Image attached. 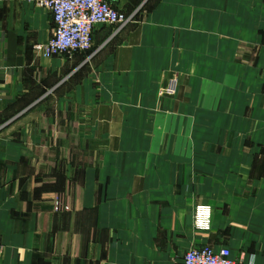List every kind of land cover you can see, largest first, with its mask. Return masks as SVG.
<instances>
[{"label": "crops", "instance_id": "0c3cea01", "mask_svg": "<svg viewBox=\"0 0 264 264\" xmlns=\"http://www.w3.org/2000/svg\"><path fill=\"white\" fill-rule=\"evenodd\" d=\"M106 1L135 19L117 33L95 26L86 53L44 57L34 46L53 33L50 12L35 0H0V264H181L194 244L264 264V28L253 60L239 61L235 44L251 43L246 14L262 0H227L223 9L205 0ZM220 31L235 40L224 43ZM192 34L190 49L212 48L195 78L192 151L187 142L179 153L87 151L104 138L70 130L106 129L103 114L124 112L126 92L141 95L120 76H147L146 64L155 73L158 49L172 62L179 41L187 66ZM147 45L152 57L143 60ZM111 76L118 85H106ZM196 204L212 207L209 231L193 227Z\"/></svg>", "mask_w": 264, "mask_h": 264}, {"label": "rangeland", "instance_id": "374dc122", "mask_svg": "<svg viewBox=\"0 0 264 264\" xmlns=\"http://www.w3.org/2000/svg\"><path fill=\"white\" fill-rule=\"evenodd\" d=\"M106 1V0H105ZM209 1V6L212 4L211 9L215 6L218 8V4L220 8L226 7L228 4L227 0H205ZM108 2V1H107ZM217 2H219L217 4ZM109 3V2H108ZM242 1H236V9H239V6ZM255 5H251L250 12L246 15H251V24H254L253 32H252V40L251 43L249 41H245L243 39H237L239 42L236 45V55H239V61L249 62L253 60L254 53L253 50L255 45V39L253 37L256 35V29L264 28V0L262 1H254ZM36 4V0H35ZM110 4V3H109ZM250 7L251 2H247ZM111 5V4H110ZM112 6V5H111ZM113 7V6H112ZM114 8V7H113ZM46 9V8H44ZM116 9V8H115ZM47 10V9H46ZM118 10V9H116ZM120 13L126 15L121 10H118ZM256 16V17H255ZM263 19L262 22L259 21ZM127 21L120 26H115L112 24H103L104 26H110L114 28V33L119 32L122 28H124L127 24H129L135 16L126 15ZM211 13H208L204 16V24L202 30V34L204 35V42L207 41L206 37L211 38L212 25L211 23ZM250 21V22H251ZM98 25V26H103ZM97 26V25H96ZM193 33V31H192ZM200 33V32H199ZM220 37L224 34L223 42L227 43V41H234L235 38L229 37V34H225L222 31L219 32ZM223 33V34H222ZM201 34V33H200ZM199 34V35H200ZM232 36V35H231ZM51 37V36H50ZM49 37V38H50ZM188 39V47L184 48L188 54L192 56L188 59L187 66L183 64V60H180V56L182 55V50L180 46V42L178 41L175 48L173 49V54L171 53V60L169 62V52H168V62L163 63V49L157 50V63H156V71L154 73V66H147L146 64V75L147 76H120L123 80L124 89H132L137 91V89H141V95H130V92H126L124 96L120 98L118 104H121V108L124 109L122 113H107L101 116L102 124L107 128L88 129L86 126V130L83 128L84 125L77 124L75 130H70L75 135L84 136V132L89 134L95 138V136H101L104 139L102 141L96 140L94 142L91 139V145L86 146V150L94 153V152H122V153H146V152H164L167 153H179L183 151L184 144L183 142H187L188 152H191L194 145L188 144L190 140H193L195 130H194V116H195V90H196V77H197V68L201 69V61L203 62L202 69L205 71L208 64L211 62V57L208 55L202 56V52L204 51L206 54L207 48L211 53L212 48L208 47L207 44H203L197 46V48H189L191 37L196 39L194 34L189 36ZM235 37V36H234ZM48 38V39H49ZM238 38V37H236ZM47 39V40H48ZM185 39V38H184ZM183 39V40H184ZM197 39H200L198 36ZM46 40V41H47ZM221 40V39H220ZM45 41V42H46ZM200 41V40H199ZM42 42V43H45ZM183 43V42H182ZM39 44V43H37ZM150 44V43H149ZM148 44V45H149ZM36 45V44H35ZM145 47L144 54L142 59L146 60L153 50H150L149 46ZM207 47V48H206ZM226 48V47H225ZM204 49V50H203ZM88 51L81 52H73L72 54H56L61 56H74L76 53H86ZM195 52L199 55L198 61L196 62ZM37 53V52H36ZM38 54V53H37ZM94 52H90L89 55L85 58H91ZM40 55V54H38ZM53 55V56H56ZM42 56V55H41ZM46 57V56H44ZM52 57V56H50ZM237 58V56H236ZM144 63V62H143ZM143 64H141L142 67ZM202 69L200 72H202ZM119 76H111L106 77L105 82L106 85L113 83V86L118 85L116 83L115 78H120ZM201 83V82H200ZM138 85L140 88H138ZM144 94V95H143ZM74 106H76V113L84 116L83 112H78V107H82L84 104L85 98L82 96H77L74 99ZM193 111V112H192ZM82 121H85L86 118H81ZM70 136H72L70 134ZM206 136L207 139L211 136V132L209 131ZM92 137V138H93ZM171 144L166 145L162 144V140L169 138ZM116 139H122V144H117ZM194 141V140H193ZM202 147V146H201ZM206 149V145L203 146ZM190 164H195V161H192L191 158H188ZM159 162V161H158ZM160 163V162H159ZM197 207H205L209 209L208 214V227L206 229L198 228L196 223V209ZM192 224L196 230L200 231H209L212 224V207L209 204H196L192 209ZM198 245V244H194ZM193 246V245H192ZM191 246V247H192ZM232 258V257H231ZM233 259V258H232ZM237 262L235 259H233ZM240 264L239 262H237Z\"/></svg>", "mask_w": 264, "mask_h": 264}, {"label": "built area", "instance_id": "2783aa9c", "mask_svg": "<svg viewBox=\"0 0 264 264\" xmlns=\"http://www.w3.org/2000/svg\"><path fill=\"white\" fill-rule=\"evenodd\" d=\"M36 5L46 8L54 22L51 37L34 46L38 54L46 57L90 51L96 25L120 26L127 21L126 15L105 0H36ZM208 214V208L197 207L195 225L198 228L208 227ZM181 264L238 263L231 258L230 250L225 246L193 245L184 253Z\"/></svg>", "mask_w": 264, "mask_h": 264}]
</instances>
